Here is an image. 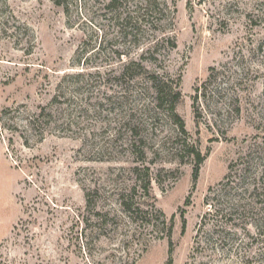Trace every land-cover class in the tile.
Returning <instances> with one entry per match:
<instances>
[{"label":"rangeland","instance_id":"rangeland-1","mask_svg":"<svg viewBox=\"0 0 264 264\" xmlns=\"http://www.w3.org/2000/svg\"><path fill=\"white\" fill-rule=\"evenodd\" d=\"M0 264H264V0H0Z\"/></svg>","mask_w":264,"mask_h":264},{"label":"trees","instance_id":"trees-1","mask_svg":"<svg viewBox=\"0 0 264 264\" xmlns=\"http://www.w3.org/2000/svg\"><path fill=\"white\" fill-rule=\"evenodd\" d=\"M116 1L117 0H111V4L115 5ZM57 5H60V3H57ZM132 63L124 68V70H123V72L121 74L122 76H125L127 73H129V71H131V67L132 66H138L139 68H141V70H145V68L143 66H141V65H132ZM133 64H135V63H133ZM151 84H152V87L154 88V90L156 91L158 96L164 95L166 93V91H167L166 89H168L172 93L171 87L167 86L163 82L162 78L159 77V75L154 74V75L151 76ZM175 91H176V94H174V97H172L173 98V102L171 104V110H174V108L177 105V103L179 102V98L181 96L180 92L177 89ZM168 94H169V92H168ZM182 127H183V124H182ZM197 159H198L197 165L198 164L200 165L202 163L203 159H202V157L199 154L197 155ZM197 172H198V167L195 170V174H197ZM146 185L147 186H145L144 189H145L146 192H148L149 191V187H150L149 182H147ZM124 205H125V207L127 206V204H124ZM125 210H127V211L129 210V213L132 214L133 210H132L131 207L129 208V206H127V208H125ZM135 211L138 212V209H135Z\"/></svg>","mask_w":264,"mask_h":264}]
</instances>
